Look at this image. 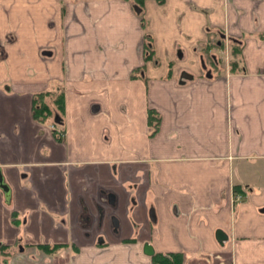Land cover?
<instances>
[{
	"label": "crops",
	"instance_id": "0c3cea01",
	"mask_svg": "<svg viewBox=\"0 0 264 264\" xmlns=\"http://www.w3.org/2000/svg\"><path fill=\"white\" fill-rule=\"evenodd\" d=\"M186 3L167 43L170 0H0V264H264V0ZM215 34L237 52L203 69Z\"/></svg>",
	"mask_w": 264,
	"mask_h": 264
},
{
	"label": "rangeland",
	"instance_id": "374dc122",
	"mask_svg": "<svg viewBox=\"0 0 264 264\" xmlns=\"http://www.w3.org/2000/svg\"><path fill=\"white\" fill-rule=\"evenodd\" d=\"M149 17V21L152 24H149L152 26L153 30L151 31V35L153 38L157 37V34H161L162 31H164L162 23L158 19L157 12H151ZM221 39V40H219ZM217 40H219L220 45L217 47L215 44L217 43ZM230 43H232L230 40H226L224 38L218 37V34H215L213 37L208 38V41L204 42L201 45H198L199 47L197 48L198 52H201L202 54V59H204L206 66H208L210 63H213L212 60L215 62L213 63L215 66L218 65H226L231 60V53L229 50ZM212 64V65H213ZM56 251L52 250L50 254H46L47 258L50 259L51 256L56 255ZM220 255V254H219ZM221 257H214L212 262H208L204 259H191L190 261L188 260L187 262H190L188 264H228V258L227 255H220ZM55 259H50L46 261V264H53Z\"/></svg>",
	"mask_w": 264,
	"mask_h": 264
},
{
	"label": "trees",
	"instance_id": "16d2710c",
	"mask_svg": "<svg viewBox=\"0 0 264 264\" xmlns=\"http://www.w3.org/2000/svg\"><path fill=\"white\" fill-rule=\"evenodd\" d=\"M217 44V43H216ZM215 46H219L220 44H217ZM145 49L146 51H149L150 54L149 57H151L152 51L150 49V44H148V42H146L145 44ZM230 49V53L234 54L235 52H237V47H229ZM147 56V55H146ZM45 93H38L34 95V98L32 100V114L33 117L38 120V121H44L46 117L51 115V110L48 108L47 104L44 102L43 97H44ZM62 93L60 92L56 97H55V103L57 105V107L60 109L62 106ZM59 117V114L57 115ZM149 120L151 121V115H149ZM58 121H60V118H58ZM58 128L59 126L56 125ZM59 132L58 135H56V133L54 134L57 139H61L63 132L62 129L59 128ZM155 131V128L152 132ZM46 250L50 251V249ZM151 262L152 264H184V259H183V255L182 253L179 252H170V253H161V252H155L151 255Z\"/></svg>",
	"mask_w": 264,
	"mask_h": 264
},
{
	"label": "clouds",
	"instance_id": "9594fccd",
	"mask_svg": "<svg viewBox=\"0 0 264 264\" xmlns=\"http://www.w3.org/2000/svg\"><path fill=\"white\" fill-rule=\"evenodd\" d=\"M171 4H174L175 15L171 17V21L165 27L164 31L161 33V39L170 43L172 39L178 37V33L175 26V17L180 13H189L185 16L184 20L181 22V28L188 34L193 32L196 36H199L200 30L203 28L204 24L201 19L197 16H192L190 9L186 3V0H170ZM192 3L200 10H207L213 6V0H192ZM195 42V40L193 41Z\"/></svg>",
	"mask_w": 264,
	"mask_h": 264
},
{
	"label": "water",
	"instance_id": "95a60500",
	"mask_svg": "<svg viewBox=\"0 0 264 264\" xmlns=\"http://www.w3.org/2000/svg\"><path fill=\"white\" fill-rule=\"evenodd\" d=\"M182 76H185V77H191V75L190 74H188V73H183V75ZM207 76H210V73L209 72H207ZM56 120H57V118H55ZM0 188L3 190V192H4V195L6 196V197H9V195H10V187H9V185L4 181V177H3V175H2V173H1V170H0ZM216 236H217V238L218 239H224V238H226V235L223 233V231L222 230H217L216 231ZM144 252L146 253V254H148V255H152L153 253H154V251H153V248L149 245V244H144Z\"/></svg>",
	"mask_w": 264,
	"mask_h": 264
},
{
	"label": "flooded vegetation",
	"instance_id": "af4514ba",
	"mask_svg": "<svg viewBox=\"0 0 264 264\" xmlns=\"http://www.w3.org/2000/svg\"><path fill=\"white\" fill-rule=\"evenodd\" d=\"M217 44H220L219 41H217ZM217 44H216V45H217ZM229 50H230V49H229ZM202 58H203V57L201 56V65H202V68L205 69V68H206V63H205L204 59H202ZM212 62L215 63L213 60H212ZM207 72H209L208 69H206V74H207ZM183 73H184V72H183ZM209 73H210V72H209ZM46 248H47V249H50V251L46 250ZM41 249H42L44 252L50 254V252H51L52 250H55L56 248H55V245L52 246V247L44 246V245H43V246H41Z\"/></svg>",
	"mask_w": 264,
	"mask_h": 264
}]
</instances>
